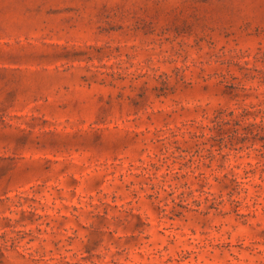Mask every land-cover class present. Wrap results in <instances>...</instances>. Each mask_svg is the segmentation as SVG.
<instances>
[{
  "label": "rangeland",
  "instance_id": "374dc122",
  "mask_svg": "<svg viewBox=\"0 0 264 264\" xmlns=\"http://www.w3.org/2000/svg\"><path fill=\"white\" fill-rule=\"evenodd\" d=\"M0 264H264V0H0Z\"/></svg>",
  "mask_w": 264,
  "mask_h": 264
}]
</instances>
